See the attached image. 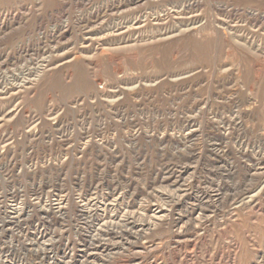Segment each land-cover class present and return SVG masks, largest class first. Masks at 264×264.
<instances>
[{
  "label": "rangeland",
  "instance_id": "rangeland-1",
  "mask_svg": "<svg viewBox=\"0 0 264 264\" xmlns=\"http://www.w3.org/2000/svg\"><path fill=\"white\" fill-rule=\"evenodd\" d=\"M118 1L0 0V264H264V0Z\"/></svg>",
  "mask_w": 264,
  "mask_h": 264
},
{
  "label": "bare ground",
  "instance_id": "bare-ground-1",
  "mask_svg": "<svg viewBox=\"0 0 264 264\" xmlns=\"http://www.w3.org/2000/svg\"><path fill=\"white\" fill-rule=\"evenodd\" d=\"M148 0H119L116 4H112L111 6H109V5H107L106 7H104V9H103V13H101L102 15L104 14V12H107L108 10H110V9H123V8H131V7H133V6H138V5H140V4H142V3H144V2H147ZM191 1V0H190ZM200 2V1H199ZM197 3V2H196ZM185 4H187V3H185ZM193 4H194V2H193ZM192 3H189L188 5H183L181 8L183 9H185V8H187V6L189 7V8H191L192 7V5H193ZM195 5V4H194ZM186 10V9H185ZM247 10H248V8H247ZM102 11V10H101ZM248 12V11H247ZM250 17H257V12L256 11H249L248 13H247ZM264 14V13H263ZM98 15V14H97ZM168 16V15H167ZM167 16H165L166 18H167ZM264 16V15H263ZM97 17V16H96ZM101 17V16H100ZM164 17V18H165ZM163 17H162V19H164ZM177 18V17H176ZM263 18V17H262ZM96 19H98V18H96ZM2 20V19H1ZM13 22V21H12ZM158 22H159V20H158ZM165 22V21H164ZM230 22V21H229ZM228 22V23H229ZM155 23H157V21L155 22ZM220 23V22H219ZM234 23V22H233ZM241 23V22H240ZM244 23V22H243ZM6 24V21H5V19L3 20V23H1V26H3V25H5ZM168 24V23H167ZM217 24V23H216ZM221 24H222V22H221ZM221 24H220V26H221ZM224 24H226V23H224ZM223 24V25H224ZM230 24V23H229ZM228 24V25H229ZM252 24V23H251ZM255 24V23H254ZM219 25V24H218ZM233 25V24H232ZM241 25V24H240ZM11 26H12V24H11ZM165 26H167L166 24H165ZM164 26V27H165ZM235 26V25H234ZM182 28L183 27H185V29L183 30V31H187V32H189V33H193V35L195 34H201V32L203 31L202 29L204 28H201L202 27V25L200 24V23H198V22H192V23H188V24H186L185 26H181ZM219 27V26H218ZM251 27V26H250ZM227 27H225L224 29H226ZM233 28V27H232ZM239 28V27H238ZM252 28V27H251ZM255 28V27H254ZM227 29H229L230 30V32H232L233 31V29H231L230 28V26H229V28H227ZM235 29V28H234ZM245 29V28H244ZM158 30V29H157ZM205 30V29H204ZM236 30V29H235ZM249 30V29H248ZM253 30V29H252ZM238 31V30H237ZM247 31V30H246ZM161 32V31H160ZM234 32V31H233ZM240 32V31H239ZM235 33V32H234ZM242 33V32H241ZM161 34H163V32L161 33ZM251 34V33H250ZM180 35H181V32H179L178 30H177V28H175L174 26H171L170 25V29L168 30V29H166V33H165V37L163 36L162 38H166L167 40L168 39H170V42H172V43H174V42H180V41H182L181 39H179V37H180ZM223 35L224 36H226V37H229V35H228V33L227 32H224L223 33ZM236 35V34H235ZM151 36V35H150ZM170 36V37H169ZM253 36V35H252ZM252 36H250L249 34H243L242 33V35H241V38H243V40H244V44H247L248 46H250V47H254V46H256V47H258L259 48V44H260V42L258 41V43L256 44V42L257 41H255V39H254V37L252 38ZM136 37V36H135ZM148 37V36H147ZM122 38V37H121ZM133 38V37H132ZM145 38V37H144ZM161 38V39H162ZM123 39V38H122ZM128 39V38H127ZM135 39V38H134ZM148 39V38H147ZM146 39V40H147ZM149 39H151L150 37H149ZM159 39V38H158ZM157 39V40H158ZM109 40L110 39H108V42H109ZM115 40H119V39H115ZM238 40V39H237ZM127 41H129V40H127ZM126 41V42H127ZM132 41H134L133 39H132ZM131 41V42H132ZM136 41V40H135ZM134 41V42H135ZM151 41V40H150ZM156 41V40H155ZM226 41V40H225ZM224 41V42H225ZM261 41V40H260ZM119 42V41H118ZM130 42V41H129ZM241 42V41H240ZM264 42V41H263ZM123 43V42H122ZM140 43V42H139ZM151 43V42H150ZM120 44V43H119ZM125 44V43H124ZM164 45V44H163ZM246 45V46H247ZM111 46V45H110ZM122 46H126V45H123L122 44ZM165 46V45H164ZM262 46H264V44L262 45ZM104 47H105V45H104ZM117 47V46H116ZM110 48V47H109ZM113 48H115V47H113ZM117 48H119V47H117ZM18 49V48H17ZM32 49V48H31ZM105 49H107V48H105ZM111 49V48H110ZM30 50V48H25V47H20L19 48V54L20 55H22V54H25V53H27L28 51ZM35 50V49H34ZM262 50V49H261ZM263 50H264V48H263ZM18 51V50H17ZM31 51H33V50H31ZM136 51V50H135ZM138 51V50H137ZM136 51V52H137ZM143 51V50H142ZM233 51V50H232ZM227 52V51H226ZM230 52H231V50H230ZM230 52H227L226 53V56L225 57H227V58H233V55L230 53ZM255 52H257V51H255ZM31 53V52H30ZM145 53V51H143V54ZM235 53V52H234ZM136 54H138V53H136ZM142 54V55H143ZM146 54V53H145ZM243 54V53H242ZM76 55V54H75ZM141 55V54H140ZM139 55V56H140ZM261 55V54H260ZM13 56V55H12ZM17 56V55H16ZM19 56V55H18ZM23 56V55H22ZM138 56V57H139ZM145 56V55H144ZM143 56V57H144ZM236 56H238V55H236ZM264 56V53H263V55H262V57ZM72 57H74V56H72ZM140 57H142V56H140ZM242 57V56H241ZM23 58V57H22ZM243 58V57H242ZM19 59V58H18ZM175 59V58H174ZM174 59H172V60H174ZM237 59V58H236ZM262 59V58H261ZM11 60V59H10ZM9 60V61H10ZM70 60V59H69ZM145 60V59H144ZM259 60V59H258ZM15 61V60H14ZM84 61H86V60H84ZM139 61V60H138ZM147 61V60H146ZM261 61H264V60H261ZM75 62H76V60H75ZM149 62V61H148ZM176 62V61H175ZM260 62V61H259ZM71 63V62H70ZM145 63V62H144ZM234 63V62H233ZM263 63V62H262ZM262 63H260L261 64V66H262ZM148 64V63H147ZM264 64V63H263ZM260 68V67H259ZM260 70V69H259ZM117 71L115 70V73H116ZM223 72V71H222ZM260 72H261V75H262V73H264V66L261 68V70H260ZM260 72H258V77H259V73ZM114 73V74H115ZM257 73V72H256ZM116 74H118V72L116 73ZM121 75V74H120ZM257 75V74H256ZM261 75H260V79H262L261 78ZM175 76V75H174ZM173 76V77H174ZM184 76V75H183ZM183 76H181V77H183ZM187 76V75H186ZM97 77V76H96ZM120 77V76H119ZM262 77H264V75L262 76ZM121 78V77H120ZM172 78V77H171ZM178 78V77H177ZM179 78H180V76H179ZM176 79V78H175ZM256 80V79H255ZM257 80H258V78H257ZM263 80V79H262ZM262 80H260V81H262ZM35 82V81H34ZM38 82V81H37ZM18 84V83H17ZM16 84V85H17ZM26 84V83H25ZM33 85V84H32ZM31 85V86H32ZM35 86V85H34ZM98 86H99V84H98ZM252 87H254V86H252ZM251 87V88H252ZM7 88V87H6ZM6 88H4V89H2L1 88V92H0V95H4V96H7V95H9L10 93V91H9V89H6ZM19 90H20V88H22V87H17ZM14 89V88H13ZM23 89V88H22ZM253 89V88H252ZM251 90V89H250ZM16 91H18V90H16ZM251 92H253L252 90H251ZM102 97V96H101ZM253 100V99H252ZM253 102V101H252ZM13 109V108H12ZM11 109V110H12ZM17 112H18V110H17Z\"/></svg>",
  "mask_w": 264,
  "mask_h": 264
}]
</instances>
